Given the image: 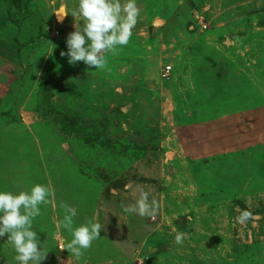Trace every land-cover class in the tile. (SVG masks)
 Returning a JSON list of instances; mask_svg holds the SVG:
<instances>
[{"label":"rangeland","instance_id":"374dc122","mask_svg":"<svg viewBox=\"0 0 264 264\" xmlns=\"http://www.w3.org/2000/svg\"><path fill=\"white\" fill-rule=\"evenodd\" d=\"M77 2L0 0V190L51 189L37 264L69 262L63 205L102 225L71 264H264V0H137L102 70L60 56Z\"/></svg>","mask_w":264,"mask_h":264},{"label":"clouds","instance_id":"9594fccd","mask_svg":"<svg viewBox=\"0 0 264 264\" xmlns=\"http://www.w3.org/2000/svg\"><path fill=\"white\" fill-rule=\"evenodd\" d=\"M53 13L57 15V22H62L67 15L73 17L74 30L67 35V51H61L60 56L67 57L70 66L83 62L89 69L102 70L106 67V54L115 53L118 47L129 43L140 16V8L137 0H78L71 12L61 4L58 11ZM52 195L51 189L43 184H33L27 192L0 190V238L7 237L17 264H37L45 260L48 251L38 249L37 234L32 226L34 219L40 215V206L49 203ZM63 207L68 209L69 214L63 217L59 227L66 230L71 239L66 240L60 249L67 251L70 258L68 264H71L100 237L102 225L89 220L74 226L76 210L67 205ZM155 208L156 201L149 204L148 194L141 190L136 203L125 207L124 211L150 216ZM249 215L243 213L241 220H246ZM181 236L178 234L175 237L178 244Z\"/></svg>","mask_w":264,"mask_h":264},{"label":"built area","instance_id":"2783aa9c","mask_svg":"<svg viewBox=\"0 0 264 264\" xmlns=\"http://www.w3.org/2000/svg\"><path fill=\"white\" fill-rule=\"evenodd\" d=\"M170 72H171V67L170 66H166L163 70H162V74H161V77L163 79H166L169 77L170 75ZM61 248V246H59V249Z\"/></svg>","mask_w":264,"mask_h":264},{"label":"water","instance_id":"95a60500","mask_svg":"<svg viewBox=\"0 0 264 264\" xmlns=\"http://www.w3.org/2000/svg\"><path fill=\"white\" fill-rule=\"evenodd\" d=\"M228 42V41H227Z\"/></svg>","mask_w":264,"mask_h":264}]
</instances>
